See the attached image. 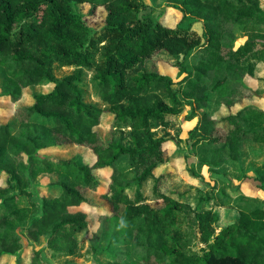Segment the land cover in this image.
Instances as JSON below:
<instances>
[{"label":"trees","instance_id":"obj_1","mask_svg":"<svg viewBox=\"0 0 264 264\" xmlns=\"http://www.w3.org/2000/svg\"><path fill=\"white\" fill-rule=\"evenodd\" d=\"M84 3L91 5L86 14L76 9ZM165 6L182 12L180 23H164L145 0H0V97L17 103L32 90L31 104L10 108L9 121H0V264L26 250L23 239L42 237L55 254L73 257L67 264H88L75 259L88 214L71 208L92 203L89 193L100 185L94 171L104 168L113 169L101 194L109 213L99 217L92 250L123 249L101 264H264V203L242 189L252 178L264 190V108L252 102L264 93V7L261 0ZM101 7L104 24L95 29L88 17ZM235 25L247 36L238 47ZM161 51L185 73L181 80L157 63L147 67ZM66 67L72 72L58 76ZM89 71L103 106L87 98ZM47 83L53 89L43 92ZM185 107L186 118L197 119L189 139L198 163L190 172L198 176L197 166L208 165L241 180L219 195L210 188L195 205L184 200L190 189L168 190L166 173H156L178 154L154 128L169 127ZM67 146L92 152V162L82 151L67 158L49 152ZM123 160L132 178L124 177ZM41 176L54 179L42 184ZM150 179L152 198L142 190ZM237 197L238 221L219 228V214L204 202L227 205ZM44 248H31L29 264H48Z\"/></svg>","mask_w":264,"mask_h":264},{"label":"rangeland","instance_id":"obj_2","mask_svg":"<svg viewBox=\"0 0 264 264\" xmlns=\"http://www.w3.org/2000/svg\"><path fill=\"white\" fill-rule=\"evenodd\" d=\"M149 5L151 10L154 12L155 16H158L161 21L166 24L176 25L180 23L182 18V12L173 7H166V0H145ZM261 4L264 7V0H261ZM76 9L81 13H88L91 9L89 3H84L76 6ZM106 16V11L104 8H100L95 15L88 17L89 22L95 27V29H100L104 24V18ZM183 25H187V22H183ZM200 23H195L193 29L198 33L202 32ZM235 32V47L241 45L246 39L247 36L241 30L239 25L233 27ZM147 67L152 68L154 63L158 64V67L161 72L167 73L174 77L175 80H181L185 73L176 67L172 60L169 57V54L166 51H161L157 56L152 59H149L147 62ZM73 67H66L59 69L57 71L58 76H63L72 72ZM85 88L87 98L94 101L100 102V105L103 106V102L99 101V98L95 93V85L93 82V73L91 71L86 73L85 76ZM249 85L256 87L257 82L250 78H246ZM46 92H49L52 87H46ZM29 99L25 98L24 102H32L30 94L28 95ZM253 103H258L259 105L264 106V99L254 100ZM5 99L0 98V121H4L8 117V104ZM12 105V104H11ZM190 113V108L185 107L184 110L176 117L172 118L171 124L169 127L157 126L154 128L156 136H166L168 140L165 142L164 146L168 149L170 154H178L174 156L170 162L161 168H159L156 173L160 174L162 172L166 173V187L170 189H190L189 193L184 197L185 201L190 202L192 205H195L199 200L200 195L203 192L209 190L212 187L214 191L219 195L222 186H225L227 183H230L232 186L238 185L241 180L230 179L223 173V169L220 167L212 168L211 166H197L198 176L193 175L190 172V167H193L194 164L198 163V157L195 155L197 153L196 149L192 146V141L189 139V131L192 129L197 119L188 120L186 115ZM108 119L105 116L101 125L98 126V129L104 135L108 132L109 126L107 125ZM121 128H117V136H121ZM128 129V128H127ZM126 142V141H125ZM84 153L85 160L88 163H91L93 160L92 152L82 150L78 146H67L62 149L55 151H49L54 153L58 157L67 158L78 155L80 152ZM124 169V177L132 178L135 175L134 169L128 164L126 160H123L120 165ZM112 168L96 169L94 172L100 180V185L96 191L89 193L92 203L83 204L80 207H76L77 210H83L88 214L90 224L88 228L81 231L77 236L80 243V251L78 256L75 259L81 262H87L88 264H101L100 260L110 263L114 258L112 255L113 251L118 249H123V247H112L107 253L95 254L92 250L91 238L93 232L97 230L100 225L99 217L103 214L109 213V208L107 202L101 197V194L108 189V185L111 180ZM54 179L53 176H41L40 182L46 184L49 181ZM242 183L243 190L251 191L248 192L250 195L254 196L260 203H264V191L257 188V182L252 178L243 179ZM2 181L0 180V183ZM153 181L150 179L146 181L142 187L143 192L148 197H153L152 191ZM133 189H129L128 192L133 195ZM35 198L39 200V197L44 193L43 189H37ZM48 194L49 191H46ZM50 192L48 195H50ZM53 194V193H52ZM237 199L232 200V204L227 205H216V199L212 198L209 201L204 202V206L214 207L217 213L219 214L218 227H224L229 223L238 221L239 213L236 208ZM26 201V200H25ZM154 202V200H152ZM24 244L27 246L26 250H23L21 253L15 255H7L3 258L1 264H29V259L31 255V248H44L43 259L48 261V264H67L68 260L73 257L59 256L55 254L52 250L47 247L46 238L42 237L39 241H27L23 239ZM97 242V241H96ZM95 254V255H94Z\"/></svg>","mask_w":264,"mask_h":264},{"label":"crops","instance_id":"obj_3","mask_svg":"<svg viewBox=\"0 0 264 264\" xmlns=\"http://www.w3.org/2000/svg\"><path fill=\"white\" fill-rule=\"evenodd\" d=\"M198 23H200V22H198ZM200 26H201V29H202V25H201V23L199 24ZM260 76H264V65H263V68L261 69V71H260V74H259ZM255 80V79H254ZM256 82H257V80H255ZM52 87V89H53V84H51V83H47V84H44V85H42L41 86V89H42V91L43 92H46V87ZM51 89V90H52ZM50 90V91H51ZM31 93H32V90L30 89V88H26V89H24V96H23V98L21 99V100H19L17 103H13L11 100H10V98H8V97H0V98H3V99H5L7 102H9L8 104H10V107L8 108V111H9V109L10 108H14V107H16V106H19V105H29V104H31L32 102L31 101H29V102H24V100H25V98H27V99H29V94H30V97H31ZM262 99H264V93L262 94ZM12 104V105H11ZM255 104H257V105H259L258 103H255ZM259 106H261L262 108H264V106H262V105H259ZM9 114V113H8ZM9 119H10V114L8 115V117H7V119H5L4 121H1V122H4V123H6V122H8L9 121ZM258 188V187H257ZM242 189H243V187H242ZM260 189V188H259ZM262 190V189H261ZM244 192H246L247 194H249L248 192H251V191H246V190H243ZM264 191V190H263ZM83 205V204H82ZM81 206V205H80ZM80 206H73L71 209L72 210H77L76 209V207H80Z\"/></svg>","mask_w":264,"mask_h":264}]
</instances>
